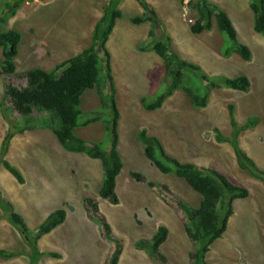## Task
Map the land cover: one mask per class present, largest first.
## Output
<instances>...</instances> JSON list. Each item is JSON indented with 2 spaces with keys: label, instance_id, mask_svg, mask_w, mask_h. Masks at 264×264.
<instances>
[{
  "label": "rangeland",
  "instance_id": "1",
  "mask_svg": "<svg viewBox=\"0 0 264 264\" xmlns=\"http://www.w3.org/2000/svg\"><path fill=\"white\" fill-rule=\"evenodd\" d=\"M8 1L11 0H0V12ZM108 1L24 0L14 14L0 22V31L16 29L21 33L18 54L13 59L15 72L6 75L0 72V101L8 115L6 120L0 110V144L8 126L22 120L4 96L5 84L19 85L25 81L20 73L32 68L49 70L56 62L91 45L96 21ZM147 1L155 9L157 18L134 24L132 17L142 15L143 8L136 0H118L115 9H119L122 15L115 20L106 42L113 64L117 107L127 112V116L123 114L125 118L131 115L130 124L124 122L120 127V133L125 137L119 146L124 162L128 160V163L123 164L117 178L115 191L118 202L111 203L100 196L103 179L100 160L86 153L65 150L50 129L43 127L49 120L45 119L46 114L36 110L34 130L15 134L6 153V158L21 171L24 182L18 183L0 164L1 198L10 202L13 209L21 214L31 233H35L38 224L53 209L62 207L66 210L64 221L38 239L40 249L55 251L60 256L41 257L38 264H106L113 243L104 236L97 215L87 209V198L97 204L98 213L110 224L113 236L121 241L118 264H157V260H152L153 263L146 258L148 254L145 251L140 253L142 250L134 246V241L148 239L161 224L167 225L171 233L170 240L160 249L167 263L187 264L190 251L196 246L188 240L182 228L184 222L177 214L179 207L176 206V199L190 201L193 205L197 204L193 198L199 200L200 195L182 178L161 172L147 158L143 147V153L138 152L135 159L124 153L125 147L137 140L138 119H132L135 115L131 111L145 110L143 100L153 102L160 93L170 92V100H163L162 107H185L183 104L189 100L185 98L188 95L184 88L188 87L197 94L206 90L202 79L189 68L183 70L181 83L176 89H172V78L167 79V75H162L163 62L152 45L168 36L170 50L179 58L199 65L208 76L232 78L243 74L250 80L248 92L227 87L212 89L204 108L191 105L195 109V116L181 111L179 116L183 118L185 127L191 129L193 125V130L181 143L171 139L173 141H170L166 153L170 156L175 154L178 160H194L197 164L210 166L249 191L246 198L234 200L233 214L226 230L210 244L205 254L206 260L212 264H264V183L239 168L231 146L219 144L213 132L215 126L223 133L229 132L228 103L234 104V116L238 123L244 122L248 115H258L259 125L243 131L239 142L258 167L264 169L263 37L258 33L257 36L250 34L251 29L254 31L252 26L239 25V40H245V44L250 46L253 59L244 60L236 52L231 58H225L221 54V46L227 36L219 31L215 21L208 31L199 34L190 31V25L198 16L196 0ZM226 45L228 47L229 43ZM105 74V69L99 71L98 84L104 94L108 90ZM95 88L85 90L80 105L83 110L98 109L101 113L99 119L88 127L89 133H83L93 139L80 137L103 143L105 147L109 141L104 128L102 132L99 127L109 117L111 103L107 98L102 106ZM165 113L173 118L177 109L169 108ZM86 116L83 114L78 118L76 132L79 134L81 122ZM136 143L142 145L139 140ZM192 147L199 150L198 157L192 156ZM211 149L218 150L215 152ZM132 171L141 172L149 181L165 182L172 191L170 188L171 192L160 187L152 189L146 182L132 177ZM8 212L7 205H0V249L16 254L12 257L0 256V264H29L30 247L17 227L8 220ZM179 227L186 242L175 235Z\"/></svg>",
  "mask_w": 264,
  "mask_h": 264
},
{
  "label": "trees",
  "instance_id": "2",
  "mask_svg": "<svg viewBox=\"0 0 264 264\" xmlns=\"http://www.w3.org/2000/svg\"><path fill=\"white\" fill-rule=\"evenodd\" d=\"M24 0H11L5 2L0 12V22H4L8 15L14 14ZM143 8L140 16L132 17L134 24L144 21H151L157 18L155 9L145 0H136ZM118 0H109L101 16L96 21L92 43L79 53L68 57L57 63L52 69L32 68L20 73L25 82L5 84L4 96L20 117L21 122L8 126L0 144V164L16 179L18 183L24 182L21 171L7 158L6 153L10 140L15 133H23L31 129L35 123L33 112L41 111L47 113L49 122L45 125L52 130L62 147L72 152L86 153L89 157L100 160L103 169V179L100 187V196L111 203H117L118 197L115 191L116 179L120 173L123 160L117 150L118 124L120 119L119 109L114 98V85L111 67V55L106 47V41L111 34L116 18L121 17L119 9H115ZM197 18L190 25V31L199 34L210 30L215 21L220 32L227 38L222 45V54L229 56L236 52L244 60H250L252 53L248 45L237 37V30L228 16L227 12L218 4L210 0H196ZM249 7L253 13V30L261 34L264 39V0H249ZM168 36L165 40H157L153 43L152 49L161 58L164 67V74L167 79L172 78V89L178 88L182 80V70L189 68L199 76L205 84V92L197 94L190 88H184L189 100L196 107H204L207 104L210 90L225 86L228 88L248 91L250 80L246 75L225 77L222 75L208 76L201 67L195 63L179 58L172 52L168 45ZM21 33L16 29L0 31V72L4 75L15 72L14 57L18 53V45ZM226 43H229L227 47ZM143 49V47H140ZM145 49V48H144ZM143 49V50H144ZM106 70L108 90L105 94L98 84L99 71ZM163 80V79H162ZM97 87L100 103L105 105L106 99H110L109 117L104 121V130L108 145L88 141L74 133L78 118L84 114L83 125L99 119L101 111L91 110L83 112L80 109V98L87 88ZM109 97H108V95ZM171 93H160L153 102L143 100L146 109L153 110L160 108L163 100ZM228 120L231 127L229 135H224L221 130L213 127L214 137L218 142H227L233 149L237 165L247 171L252 177L264 182V169L258 167L254 159L243 150L239 144L238 135L241 131L251 128L259 121L256 114L248 115L242 124H238L234 116V104H227ZM0 110L8 120L6 109L0 101ZM43 123V122H42ZM138 140L145 149V154L153 164L163 173H173L182 178L194 191L200 195L197 205L183 200L176 199L177 206L182 212L184 231L188 238L194 242L195 249L190 251V261L187 264H212L209 263L205 254L209 251L210 244L221 237L226 230L228 220L233 214V202L236 199L246 198L249 191L241 185L233 183L225 174L211 168L210 166L197 165L192 162H183L166 153L160 139L148 133L145 127L138 131ZM131 176L139 181L146 182L150 187H160L171 192L164 183L159 184L149 181L138 171H132ZM0 205L9 207L8 220L19 230L30 247L29 264H38L41 257H59V253L50 250H42L38 246V239L43 234L49 233L56 226L61 224L66 216V210L62 207L53 209L37 226L35 233H31L20 213L16 212L12 204L1 198ZM87 209L97 215L99 223L104 230V236L113 242V248L109 254L106 264H118L122 251L121 241L114 237L110 224L98 213L97 204L91 198L86 199ZM168 228L166 225H159L155 232L148 239H137L134 246L143 249L149 256L157 260L159 264H168L166 256L159 247L166 240ZM16 253L0 249V256L12 257Z\"/></svg>",
  "mask_w": 264,
  "mask_h": 264
},
{
  "label": "crops",
  "instance_id": "3",
  "mask_svg": "<svg viewBox=\"0 0 264 264\" xmlns=\"http://www.w3.org/2000/svg\"><path fill=\"white\" fill-rule=\"evenodd\" d=\"M213 1H215L216 4H218L220 7H222L227 12L228 16L232 20V22H233V24H234V26H235V28L237 30L238 39H241L240 38V32H239L240 31L239 30V25L247 24L249 27L253 26V13H252L251 9L249 8V0H213ZM251 19H252V24H251ZM246 20H247V22L244 23V21H246ZM250 34H252L253 36H257L256 32L252 31V29H251ZM242 41H244V43H245V40H242ZM182 95L186 96L185 93H182ZM171 96L166 97L164 102L166 100H170ZM185 98H186V100H189V98H187V96ZM163 104L164 103H162L160 108H156V109H153V110H148V109L145 108V110L144 109H139L137 111L135 110V111H131V112L135 115V116H132V119H138L137 122H136L137 123L136 135H138V131H139V129L141 127H145L149 134L155 135V136H157L160 139V141L162 142V144L164 146L165 151L167 152L169 150L170 141L174 140V141H178V142L181 143V142L184 141V138L186 139L189 136L190 132L193 130V125L191 126V129L185 127V123L182 121L183 118H180L179 113L181 111H184V112H186V114L190 113V114H194V116H195V111H194L195 109H194V107H191L192 104H191L190 100L186 104H183L185 107H162ZM118 108H119V113H120V119H119V124H118V144H117V149H118L121 157L123 158V164H127L128 160H126L127 163L124 162V156L122 155L121 148L119 146L121 144V142H122L121 140L125 137L124 134L122 135L120 133V127H121V125L124 122H128L130 124V120L129 119L131 118V115H130L129 118H125L123 114L126 113V116H127V112H125V110L122 111V109L120 107H118ZM169 108H172V109L176 108L177 109L176 115H172L173 118H169L167 116V114L165 113L167 110H169ZM197 108H199V107H197ZM90 125L91 124L82 125L79 128V131H80L81 134L76 132V129L79 126H77L74 129V131L79 136H82V137H85V138H88V139H93V138H90V136H84L83 135L84 132L89 133L88 127H90ZM176 126H177V129H176ZM99 128H100L101 131L103 130V126H101ZM31 130H34V129H31ZM47 132L49 134V138H51L49 131H47ZM224 133H227V132H224ZM209 137H210V135H209ZM136 139L138 140V136H137ZM171 139H173V140H171ZM136 141L133 140V142L131 144H129L128 147H125V150H124V153H127L129 158H132V159L137 158L138 152L140 154L143 153V149H142L143 146L142 145H138V143H136ZM207 142H209V141H207ZM218 143L219 144H226L225 142H218ZM138 148H141V149H140V151L136 152L135 150L138 149ZM8 150H9V148H8ZM211 150H214L216 152L218 149H211ZM198 151H199L198 149H194L193 148L190 152H191L192 156L198 157V154H197ZM172 156L176 157L175 154H172ZM180 161H183V160H180ZM185 161L197 164V162H195L194 160H185ZM185 161H183V162H185ZM197 165H201V164L198 163ZM203 166H205V165H203ZM148 171L151 172V173H154L150 169H148ZM117 178H118V176H117ZM164 184H167V183L164 182ZM168 188H170V187H168ZM170 189L172 191V188H170ZM190 197H193V196H190ZM193 199L198 204V202H197V201H199L198 198L195 197ZM197 204H193V205H197ZM178 210L179 211L177 212V214L180 215L181 219L184 222V218L182 216V213H181L180 209H178ZM176 226H177V224H176ZM167 228H168V226H167ZM182 228L184 229L183 225H182ZM177 229H178V226H177ZM175 235L177 237L181 238V239H184L185 242L187 241L185 235L182 232L181 227H179V232L175 233ZM169 236H171V233H170V229L168 228V235H167L166 240L162 243L163 245L170 240ZM188 240H189V238H188ZM162 244L160 245L159 250L162 249V247H161ZM143 252L144 251L142 250L140 253L143 254ZM120 256H121V254H120ZM146 258L148 260H150V261L153 260V259H151L152 257L149 256V255H146ZM119 260H120V257H119ZM156 263H157V261H156Z\"/></svg>",
  "mask_w": 264,
  "mask_h": 264
},
{
  "label": "clouds",
  "instance_id": "4",
  "mask_svg": "<svg viewBox=\"0 0 264 264\" xmlns=\"http://www.w3.org/2000/svg\"><path fill=\"white\" fill-rule=\"evenodd\" d=\"M145 1H147V0H145ZM210 1H212V2H214L215 3V1H213V0H210ZM138 2V1H137ZM108 3H109V1H108ZM147 3H148V1H147ZM250 8V7H249ZM252 11V10H251ZM116 19H118V18H116ZM191 22V21H190ZM212 25H213V23H212ZM252 28H253V26H252ZM205 31H208V30H205ZM256 32V31H255ZM257 33V32H256ZM259 34V33H258ZM93 35V34H92ZM261 35V34H260ZM110 36V35H109ZM109 36H108V38H109ZM262 36V35H261ZM224 40V39H223ZM264 40V39H263ZM20 41H21V39H20ZM107 41H108V39H107ZM106 41V42H107ZM20 43V42H19ZM91 43H92V39H91ZM244 43V42H243ZM246 45H248V44H246ZM249 46V45H248ZM88 47V46H87ZM107 47V46H106ZM222 47V46H221ZM18 48H19V45H18ZM86 47H83L82 48V50L83 49H85ZM249 48H250V46H249ZM107 49H108V47H107ZM82 50H80V51H82ZM251 50V49H250ZM79 51V52H80ZM108 51H109V49H108ZM220 51H221V48H220ZM78 52V53H79ZM235 52H232L229 56H224L223 54H222V52H221V54H222V56L223 57H225V58H231L232 56H233V54H234ZM251 53H252V51H251ZM18 54V53H17ZM77 54V53H76ZM238 54V53H237ZM73 55H75V54H72V55H70V56H68V57H71V56H73ZM111 55V54H110ZM239 55V54H238ZM240 56V55H239ZM68 57H66V58H68ZM66 58H64V59H66ZM64 59H62V60H64ZM110 59H111V57H110ZM243 59V58H242ZM251 59H253V57L251 56ZM250 59V60H251ZM61 60V61H62ZM60 61H58V62H56L54 65H53V67L57 64V63H59ZM52 67V68H53ZM111 67H112V74H113V64H112V60H111ZM51 68V69H52ZM50 70V69H49ZM163 72H164V70H163ZM182 73H183V70H182ZM163 75V74H162ZM162 77V76H161ZM162 80V79H161ZM25 82V81H24ZM23 82V83H24ZM108 87V86H107ZM221 87H225V86H221ZM218 88H220V87H218ZM228 88V87H227ZM4 89H5V87H4ZM87 89H92V88H87ZM87 89H85V90H87ZM96 89V91H97V94H98V97H99V93H98V89H97V87L95 88ZM101 89V88H100ZM214 89V88H213ZM232 89V88H231ZM85 90H84V92H85ZM212 90V89H211ZM210 90V91H211ZM234 90H236V89H234ZM83 92V93H84ZM106 92V91H105ZM242 92H244V91H242ZM246 92H248V91H246ZM82 93V94H83ZM82 96V95H81ZM93 97H95V96H93ZM99 99H100V97H99ZM166 99V98H165ZM164 99V100H165ZM80 100H81V98H80ZM93 100V99H92ZM191 102V101H190ZM81 103V102H80ZM99 103H100V100H99ZM192 104V103H191ZM207 105V104H206ZM194 106V105H193ZM80 107V109L83 111V112H89V111H91V110H98V109H90V110H83L82 108H81V105L79 106ZM196 107V106H195ZM205 107V106H204ZM227 107V106H226ZM199 108H203V107H199ZM119 109V108H118ZM39 112H41V111H39ZM44 113V117H45V119H48L47 118V113H45V112H43ZM33 116H34V112H33ZM44 117H41L42 118V120H44ZM34 121H35V123L33 124V127L31 128V129H33L34 128V126L36 125V120H35V116H34ZM48 122H49V120H48ZM94 122H96V121H94ZM91 123H93V122H91ZM90 123V124H91ZM238 123V122H237ZM243 123V122H242ZM242 123H238V124H242ZM46 123H44L43 125V127H47L46 125H45ZM82 124V123H81ZM83 125V124H82ZM88 125V124H87ZM259 125V121L257 122V124L255 125V126H253V127H251V128H248V129H255V127H257ZM77 126H78V124H77ZM77 126H75L74 127V129L77 127ZM103 128H104V123H103ZM48 128V127H47ZM48 129H50V128H48ZM73 129V130H74ZM28 130H30V129H28ZM51 130V129H50ZM247 130V129H246ZM26 131V130H25ZM24 131V132H25ZM52 131V130H51ZM230 131H231V127H230V130H229V132L228 133H223V131L221 130V132L224 134V135H229V133H230ZM243 131H245V130H243ZM243 131H241L240 133H239V135H238V140L240 139V134L243 132ZM53 133V132H52ZM74 133H75V131H74ZM15 134H22V133H15ZM14 134V135H15ZM54 134V133H53ZM76 134V133H75ZM55 135V134H54ZM77 135V134H76ZM78 136V135H77ZM56 137V136H55ZM80 137V136H79ZM57 138V137H56ZM82 138V137H81ZM58 140V139H57ZM11 141V140H10ZM218 142V141H217ZM226 144H229V143H227V142H225ZM118 144V143H117ZM239 144H240V142H239ZM61 145V144H60ZM230 145V144H229ZM62 146V145H61ZM232 148V147H231ZM66 150V149H65ZM118 150V149H117ZM233 150V149H232ZM244 150V149H243ZM245 151V150H244ZM72 152V151H71ZM119 152V151H118ZM246 152V151H245ZM234 153V152H233ZM235 156V155H234ZM93 159H95V158H93ZM235 160H236V158H235ZM237 163V162H236ZM238 166V165H237ZM123 167V166H122ZM239 167V166H238ZM243 170V169H242ZM119 175V174H118ZM263 182V181H262ZM116 183H117V179H116ZM264 183V182H263ZM168 186V185H167ZM152 189H155L154 187H151ZM247 189V188H246ZM115 190H116V187H115ZM233 204H234V202H233ZM182 213V212H181ZM228 225V224H227ZM168 235V234H167ZM149 238V237H148ZM113 243V242H112ZM114 245V244H113ZM113 248V247H112ZM138 249V248H137ZM140 250H143V249H140ZM111 251V250H110ZM143 251H145V250H143ZM146 252V251H145ZM147 253V252H146ZM154 260V259H153ZM159 264V263H158Z\"/></svg>",
  "mask_w": 264,
  "mask_h": 264
}]
</instances>
